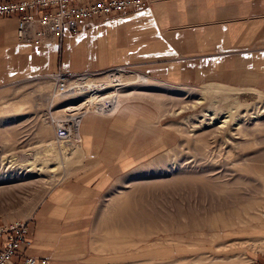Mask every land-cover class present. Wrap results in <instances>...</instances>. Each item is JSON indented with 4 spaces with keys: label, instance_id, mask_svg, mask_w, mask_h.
Here are the masks:
<instances>
[{
    "label": "rangeland",
    "instance_id": "obj_1",
    "mask_svg": "<svg viewBox=\"0 0 264 264\" xmlns=\"http://www.w3.org/2000/svg\"><path fill=\"white\" fill-rule=\"evenodd\" d=\"M263 1L233 6L257 15ZM105 21L83 23L66 37L72 46L41 48H14L0 24V228H38L43 198L84 173L81 127L97 119L131 167L112 171L93 211L72 223L84 230L75 254L46 243L35 251L52 264H264V40L200 64L133 55L98 67L78 39ZM59 80L69 81L63 94ZM228 111L238 125L201 126ZM59 125L74 132L58 138Z\"/></svg>",
    "mask_w": 264,
    "mask_h": 264
},
{
    "label": "crops",
    "instance_id": "obj_2",
    "mask_svg": "<svg viewBox=\"0 0 264 264\" xmlns=\"http://www.w3.org/2000/svg\"><path fill=\"white\" fill-rule=\"evenodd\" d=\"M150 4L147 10L112 17L105 21L107 24L88 29L90 34L78 39L80 47L89 49L87 53L92 57L93 65L95 62L98 67L130 63L133 55L149 58L155 63L175 57L193 58L200 64L209 58L237 56L236 52L251 42L259 38L264 40V12L251 15V8L247 9H250L248 13L233 6V0H150ZM4 19L0 24L7 25L6 30L14 38L16 48V18ZM67 42L71 41L65 39L63 43L69 44ZM87 42L96 44L91 46ZM215 60L211 63L216 66L223 63ZM108 124L104 120H84L81 133L86 153L83 156L88 158L82 165L84 173L59 183L40 202L34 220L38 228L33 227L32 231H35L32 232L27 225L32 242L28 251L30 256L49 260L47 255L33 249L40 248L38 244L42 243L47 244L45 249L65 250L70 246L69 255L75 254L83 246L80 242L84 230L77 225L72 228V223L87 218L93 211V204L103 192L112 171L131 167L128 156L109 148L114 145L112 140H103L105 133L100 128ZM110 125L121 127L118 120L111 121ZM109 153L117 161L110 160ZM36 241L37 244L33 243Z\"/></svg>",
    "mask_w": 264,
    "mask_h": 264
},
{
    "label": "built area",
    "instance_id": "obj_3",
    "mask_svg": "<svg viewBox=\"0 0 264 264\" xmlns=\"http://www.w3.org/2000/svg\"><path fill=\"white\" fill-rule=\"evenodd\" d=\"M147 3L148 0H0V19L16 18V38L22 45L58 47L67 36H77L83 23L140 11ZM68 83L59 80L55 92L68 89ZM73 132L66 125L56 128L58 138H68ZM28 236L23 224L0 228V264H48L46 259L28 254Z\"/></svg>",
    "mask_w": 264,
    "mask_h": 264
},
{
    "label": "bare ground",
    "instance_id": "obj_4",
    "mask_svg": "<svg viewBox=\"0 0 264 264\" xmlns=\"http://www.w3.org/2000/svg\"><path fill=\"white\" fill-rule=\"evenodd\" d=\"M128 13V12H127ZM67 37H73V36H67ZM66 39V38H65ZM67 90V89H66ZM66 90H64L63 92H60L59 90H58V92L60 93V94H63V93H65L66 92ZM213 93H215V92H213ZM217 94H219V92L217 93ZM200 103V102H199ZM183 111V108H180V112H182ZM219 115V114H218ZM223 115V114H222ZM222 115H220L221 117L220 118H218V116H217V114H207V115H205L206 117H208V122H205V120H203L202 122H201V126H203V127H206V126H211V125H213L215 122H219V125H218V127H216V131H217V129H223V128H227V127H231L232 125H238V123H236V121H238V119H236V118H234L233 117V112H231V111H228V112H226L223 116ZM242 118V117H241ZM218 119H222V120H218ZM235 121V122H234ZM235 123V124H234ZM232 124V125H231ZM240 128V127H239ZM231 129V128H230ZM229 129V130H230ZM238 131V130H237ZM239 133V132H238ZM66 144V143H65ZM68 147H70V143L69 144H67L66 146H65V148H66V150L65 151H67V150H69L68 149ZM63 148V147H62ZM77 150V149H76ZM74 153V152H73ZM38 171H41V169L39 168V169H37ZM125 216V215H124ZM127 216V215H126ZM145 216V215H144ZM143 217V216H142ZM120 218H122V217H120ZM128 218V217H127ZM143 218H146V217H143ZM122 219H124V218H122ZM119 220H121V219H119ZM127 221H128V219H127ZM144 221V220H143ZM130 222V221H129ZM134 223H136V219H131V225L132 224H134ZM16 225H20V224H16ZM23 225H25L26 226V228H27V225L26 224H23ZM28 229V228H27ZM131 230H135V229H131ZM28 239L30 240V238H29V236H28ZM31 241V240H30ZM31 247H32V242H31ZM35 258V257H34ZM37 259H40V258H37ZM42 259H45V258H42ZM47 260V262H48V264H51V262L48 260V259H46Z\"/></svg>",
    "mask_w": 264,
    "mask_h": 264
}]
</instances>
